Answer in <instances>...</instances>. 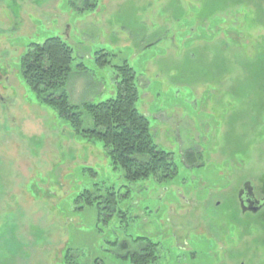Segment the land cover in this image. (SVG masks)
Masks as SVG:
<instances>
[{
	"label": "rangeland",
	"instance_id": "374dc122",
	"mask_svg": "<svg viewBox=\"0 0 264 264\" xmlns=\"http://www.w3.org/2000/svg\"><path fill=\"white\" fill-rule=\"evenodd\" d=\"M99 2L90 14L74 7L84 0H33L30 7L4 0L0 264H132L124 256L142 251L139 237L159 243L156 264H264V209L244 214L238 201L247 181L264 197V0ZM51 37L69 38L77 63L90 71L75 69L71 78L77 104L117 95L116 72L96 64L98 52L114 66L128 61L140 78L138 109L180 168L163 198L152 190L135 196L138 210L151 213L131 225L106 221L96 208L62 211L78 166L107 160L37 103L20 78L25 44ZM189 151L201 155L202 167L187 170ZM102 170L101 181L114 178L108 162Z\"/></svg>",
	"mask_w": 264,
	"mask_h": 264
},
{
	"label": "trees",
	"instance_id": "16d2710c",
	"mask_svg": "<svg viewBox=\"0 0 264 264\" xmlns=\"http://www.w3.org/2000/svg\"><path fill=\"white\" fill-rule=\"evenodd\" d=\"M99 1L84 0L82 9L77 5L74 7L91 14L100 8ZM68 40L66 37H51L43 43L30 41L25 44L26 52L17 65L22 82L36 102L71 126L77 137L97 144L107 160L105 164L83 163L78 166L72 174L74 189L64 195L62 211L72 216L96 208L100 216L107 218L106 221L114 219L120 221L118 224L131 225L148 214L146 211L151 213L150 209L138 210L142 202L135 196L142 195L144 190H152L155 199L163 198L180 176V168L173 153L157 143L150 119L138 109L140 78L128 61L114 66L110 55L98 52L96 64L116 72L117 95L99 102L90 99L77 104L72 100L69 86L75 69H81L83 74L90 71L82 63H77ZM153 46L156 44L150 43L147 48ZM94 91V95H98L99 86L94 87ZM107 162L114 178L101 181L102 169ZM183 162L187 170L203 166L201 155L195 151L186 153ZM116 180L121 184L117 186ZM134 242L145 246L142 251L129 252L124 259L132 264L158 262V242L149 237H139ZM71 256L72 250L67 249L66 258Z\"/></svg>",
	"mask_w": 264,
	"mask_h": 264
},
{
	"label": "flooded vegetation",
	"instance_id": "af4514ba",
	"mask_svg": "<svg viewBox=\"0 0 264 264\" xmlns=\"http://www.w3.org/2000/svg\"><path fill=\"white\" fill-rule=\"evenodd\" d=\"M8 1V0H7ZM28 7L32 4L33 0H26ZM4 0H0V12H4ZM26 51H24L25 53ZM23 53V54H24ZM4 102L3 97H0ZM238 201L240 203L241 210L244 214H258L264 209V197L257 196L255 187L251 182L247 181L239 191Z\"/></svg>",
	"mask_w": 264,
	"mask_h": 264
}]
</instances>
